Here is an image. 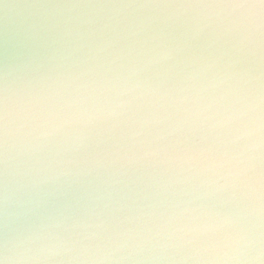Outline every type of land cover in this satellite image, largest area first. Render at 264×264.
Here are the masks:
<instances>
[{
    "label": "clouds",
    "instance_id": "clouds-1",
    "mask_svg": "<svg viewBox=\"0 0 264 264\" xmlns=\"http://www.w3.org/2000/svg\"><path fill=\"white\" fill-rule=\"evenodd\" d=\"M0 264H264V0H0Z\"/></svg>",
    "mask_w": 264,
    "mask_h": 264
}]
</instances>
